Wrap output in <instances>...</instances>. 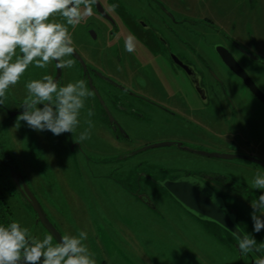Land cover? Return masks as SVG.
I'll return each instance as SVG.
<instances>
[{
  "label": "flooded vegetation",
  "instance_id": "flooded-vegetation-1",
  "mask_svg": "<svg viewBox=\"0 0 264 264\" xmlns=\"http://www.w3.org/2000/svg\"><path fill=\"white\" fill-rule=\"evenodd\" d=\"M224 1H198L202 11L195 16L192 0H96L91 16L68 26L75 48L72 68L57 69L55 62L44 69L29 66L20 80L25 76L24 84L51 75L59 86L84 80L92 92L76 135L33 130L30 150L44 163L45 187L54 179L78 175L99 185L113 180L115 172L126 177L125 164L131 160L138 168L149 163L153 169L140 173L142 178L160 190H166L164 180L180 181L192 204L218 207L243 234L251 235L248 229L252 230L260 241L256 247L264 254V230H253L250 215L251 201L262 194L252 181L264 172V34L255 26L264 23V0H229L236 6L233 16ZM238 6L244 9L242 15ZM54 19L64 22L62 17ZM129 40L131 53L125 51ZM0 110L8 116L24 111L22 106L12 110L6 104ZM88 120L92 128L86 146V140H76ZM7 156L0 151V172L33 209L12 173L28 182ZM67 182L66 189L84 205ZM28 187L61 237L71 235L57 225L69 219L53 222L49 201L44 200L48 209ZM175 199L194 219L213 222L227 232L239 253L237 235ZM140 200L151 204L147 196ZM77 221L74 214L76 227ZM94 225L101 231L93 237L108 236V223ZM245 256L254 263V253Z\"/></svg>",
  "mask_w": 264,
  "mask_h": 264
},
{
  "label": "rangeland",
  "instance_id": "rangeland-1",
  "mask_svg": "<svg viewBox=\"0 0 264 264\" xmlns=\"http://www.w3.org/2000/svg\"><path fill=\"white\" fill-rule=\"evenodd\" d=\"M198 1L201 0H192L191 9L195 16H200L199 11H202ZM228 1L225 0L224 4L233 16L236 6ZM241 7L237 8L239 15L244 12ZM255 26L260 28L263 37L264 23ZM24 81L25 76L21 83L9 89L8 95L6 93L5 104L9 109H20L25 102L27 81L25 84ZM18 115L8 116L0 110V151L12 158L39 200L46 208L50 207V219L53 222L57 224L62 217L69 219L62 220L64 224H57L63 232L66 230L71 235H77L80 231L90 230L86 231L90 236L84 243L96 264H254L248 256L236 253L227 232L213 222L194 219L168 191L160 190L142 178L140 173L153 169L149 163L138 168L131 160L125 164L128 171L126 177L115 172L113 180L99 185L90 177L70 176L67 179L74 192L80 195L81 202H84L82 206L77 203L72 192L66 189V178L54 179L56 182L49 185L48 190L45 187L48 179L43 172L44 163L31 154L33 130L24 121L17 124ZM89 140L85 141L86 146H89ZM14 176L18 178L16 174ZM9 180L3 174L5 198L11 206L9 217L12 222L16 221L26 227L33 236L42 239L48 235L47 231L41 223L36 222L35 211L25 203ZM142 196H147L151 204L145 205L140 200ZM65 198L72 203L74 212ZM108 198L111 203L106 205ZM44 200L49 201V207ZM74 214L78 228L73 222ZM92 223L111 225H101L108 227V236L93 237L101 229ZM248 232L256 238L252 230L248 229ZM256 242L259 245L260 241ZM53 243H56L54 239Z\"/></svg>",
  "mask_w": 264,
  "mask_h": 264
},
{
  "label": "clouds",
  "instance_id": "clouds-1",
  "mask_svg": "<svg viewBox=\"0 0 264 264\" xmlns=\"http://www.w3.org/2000/svg\"><path fill=\"white\" fill-rule=\"evenodd\" d=\"M95 3L96 0H0V105L5 104L6 93L20 82L30 65L44 69L55 62L60 70L73 67L75 48L68 26L75 27L85 16H91ZM55 17H62L64 22H57ZM125 51H133L130 40L125 43ZM25 87L27 97L21 105L24 111L17 116V124L24 121L32 130L50 131L56 136L76 135L85 101L92 96L86 81L59 86L51 75H44L30 80ZM87 115H93L91 109ZM87 124L78 135L79 143L91 137V120ZM252 185L262 191L250 205L253 230L259 233L264 230V172L254 176ZM87 237L86 231H80L77 235L65 234L53 243V235L37 238L16 221L0 225V264H96L84 243ZM237 239L242 255L254 253V264H264V254L259 253L251 235L239 232Z\"/></svg>",
  "mask_w": 264,
  "mask_h": 264
},
{
  "label": "water",
  "instance_id": "water-1",
  "mask_svg": "<svg viewBox=\"0 0 264 264\" xmlns=\"http://www.w3.org/2000/svg\"><path fill=\"white\" fill-rule=\"evenodd\" d=\"M218 51V50H217ZM220 51H218L219 53ZM220 54V53H219ZM233 66V65H231ZM10 113L11 115L14 114ZM17 175L18 178H15L14 175ZM13 178L17 185L21 188L23 195L30 201L34 211L37 213L38 219L44 225L50 233L53 235L56 241H59L61 238V235L59 232L52 226V224L48 221V219L45 216V212L43 211L40 203L35 198L31 190L29 189L28 185L24 181V179L20 176L19 173H12ZM162 185L166 190L171 193L175 198H177L180 203H182L185 207L193 210L197 213L200 217H206L210 220L215 221L216 223H219L226 229H228L233 234L237 235L240 233H243L241 229L238 227L237 223L230 218V216L219 209L218 207H207L197 203H191V200L189 199V192H187L186 187H184L185 191H182L180 188L182 186L180 181H172V180H164L162 182ZM239 256L241 255L240 250L238 249V244H235ZM259 255V253H257ZM261 254V253H260Z\"/></svg>",
  "mask_w": 264,
  "mask_h": 264
},
{
  "label": "trees",
  "instance_id": "trees-1",
  "mask_svg": "<svg viewBox=\"0 0 264 264\" xmlns=\"http://www.w3.org/2000/svg\"><path fill=\"white\" fill-rule=\"evenodd\" d=\"M0 225L7 226L12 222V219L9 217L11 212L10 208L11 206L9 205V202L7 201L6 193L4 191V184H3V174L0 172ZM5 181V180H4Z\"/></svg>",
  "mask_w": 264,
  "mask_h": 264
}]
</instances>
